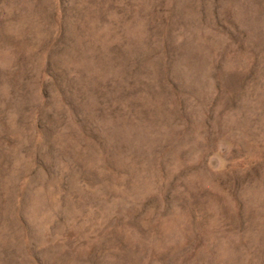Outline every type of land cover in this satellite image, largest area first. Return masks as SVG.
<instances>
[{
    "label": "rangeland",
    "instance_id": "374dc122",
    "mask_svg": "<svg viewBox=\"0 0 264 264\" xmlns=\"http://www.w3.org/2000/svg\"><path fill=\"white\" fill-rule=\"evenodd\" d=\"M0 264H264V0H0Z\"/></svg>",
    "mask_w": 264,
    "mask_h": 264
}]
</instances>
